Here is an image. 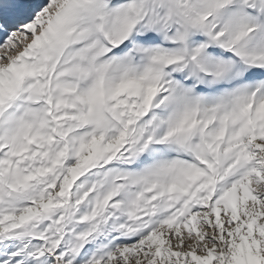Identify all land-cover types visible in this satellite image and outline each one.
<instances>
[{
	"label": "snow or ice",
	"instance_id": "6c2138e0",
	"mask_svg": "<svg viewBox=\"0 0 264 264\" xmlns=\"http://www.w3.org/2000/svg\"><path fill=\"white\" fill-rule=\"evenodd\" d=\"M0 264H264V0H0Z\"/></svg>",
	"mask_w": 264,
	"mask_h": 264
}]
</instances>
